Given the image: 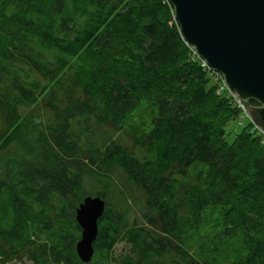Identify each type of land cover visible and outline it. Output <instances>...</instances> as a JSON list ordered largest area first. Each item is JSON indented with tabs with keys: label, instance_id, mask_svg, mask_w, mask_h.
<instances>
[{
	"label": "trees",
	"instance_id": "16d2710c",
	"mask_svg": "<svg viewBox=\"0 0 264 264\" xmlns=\"http://www.w3.org/2000/svg\"><path fill=\"white\" fill-rule=\"evenodd\" d=\"M218 87L169 0H0V261L213 264L187 236L216 208L246 250L230 264H264V135L247 118L227 139L242 111ZM141 102L151 127L124 130ZM97 125L134 146L103 140ZM116 168L144 195L142 223L108 203ZM91 178L106 187L93 193ZM91 194L107 207L83 262L76 210ZM123 238L131 249L116 256Z\"/></svg>",
	"mask_w": 264,
	"mask_h": 264
},
{
	"label": "water",
	"instance_id": "95a60500",
	"mask_svg": "<svg viewBox=\"0 0 264 264\" xmlns=\"http://www.w3.org/2000/svg\"><path fill=\"white\" fill-rule=\"evenodd\" d=\"M169 1L184 40L224 75L230 91L247 102L251 121L264 132V0ZM106 207L101 195H87L76 210L82 228L76 248L83 262L93 259Z\"/></svg>",
	"mask_w": 264,
	"mask_h": 264
},
{
	"label": "rangeland",
	"instance_id": "374dc122",
	"mask_svg": "<svg viewBox=\"0 0 264 264\" xmlns=\"http://www.w3.org/2000/svg\"><path fill=\"white\" fill-rule=\"evenodd\" d=\"M19 69L20 68H18V71ZM21 73L24 76H29L28 80L30 82L38 81L39 79L38 75L30 71L28 68H26V70L22 69ZM38 112L41 113L42 111L39 110ZM152 114V107L148 103H138L130 111V118L124 120V130H129L131 126L138 129V131L148 130L151 127ZM244 120L246 121L247 119ZM239 127L240 119H230L226 125L227 139L229 141L234 140ZM96 130L98 132V137L103 140L115 139L130 148L134 146L133 137L125 131H115L113 128L101 125H97ZM12 150L14 151V149ZM136 153L141 160L151 159L155 156L153 153H149L145 149L139 148H136ZM191 173H193V170L192 172H189V174ZM184 180H187V178H184ZM87 187H89L90 191L96 193L102 191L106 185L101 180H93L91 178L87 182ZM111 188L112 191L110 192L108 203L116 209L120 208L122 212H128L129 225H132L136 217L142 223V221L145 220L144 195L131 183L127 173L123 169H115ZM223 228L224 211L222 209L212 208L205 213L202 225L198 226L196 229H191L187 236V243H191L195 247L192 248L194 253L196 251L202 252L206 250L210 259L213 261V264H230L233 260L242 257L246 253V250L240 239L225 236ZM130 249L131 243L127 241V238H123L116 245L115 255L121 256L122 254L129 252ZM0 264L36 263L29 255H24L22 258L14 257L8 262L0 261Z\"/></svg>",
	"mask_w": 264,
	"mask_h": 264
},
{
	"label": "built area",
	"instance_id": "2783aa9c",
	"mask_svg": "<svg viewBox=\"0 0 264 264\" xmlns=\"http://www.w3.org/2000/svg\"><path fill=\"white\" fill-rule=\"evenodd\" d=\"M192 51H193V55L200 59L201 65L206 70H208L210 72V74L212 75V77L215 79V81L217 83H219L218 93H222V92L227 91L229 93V95H231L233 97V100H234L235 104L242 111V114H241L242 116L240 118V125H244L245 122H246L244 119H247V118L250 119L249 112H248V104H247V102L244 101V100H242V99H240L239 97H237L236 95H234L230 91V89L228 88V85H227V83L225 81L224 75L222 73H220L219 71L213 69L208 64V62L198 54V52H197V50L195 48L192 47ZM250 121H251V119H250ZM254 130L260 131L264 135V132L261 129H259L255 124H254Z\"/></svg>",
	"mask_w": 264,
	"mask_h": 264
}]
</instances>
